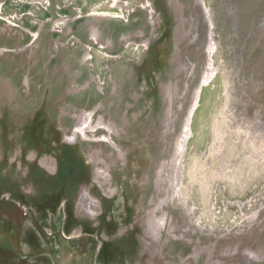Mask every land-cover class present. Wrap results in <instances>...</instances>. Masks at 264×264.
I'll use <instances>...</instances> for the list:
<instances>
[{
    "label": "rangeland",
    "instance_id": "rangeland-1",
    "mask_svg": "<svg viewBox=\"0 0 264 264\" xmlns=\"http://www.w3.org/2000/svg\"><path fill=\"white\" fill-rule=\"evenodd\" d=\"M114 146L169 248L264 264V0H0V176L65 150L106 177Z\"/></svg>",
    "mask_w": 264,
    "mask_h": 264
},
{
    "label": "flooded vegetation",
    "instance_id": "flooded-vegetation-1",
    "mask_svg": "<svg viewBox=\"0 0 264 264\" xmlns=\"http://www.w3.org/2000/svg\"><path fill=\"white\" fill-rule=\"evenodd\" d=\"M116 147L106 177L98 151L16 150L8 158L17 171L0 176V264H204L197 247L187 257L169 248L168 228L157 237L162 215L144 220L150 164Z\"/></svg>",
    "mask_w": 264,
    "mask_h": 264
},
{
    "label": "bare ground",
    "instance_id": "bare-ground-1",
    "mask_svg": "<svg viewBox=\"0 0 264 264\" xmlns=\"http://www.w3.org/2000/svg\"><path fill=\"white\" fill-rule=\"evenodd\" d=\"M177 153H178V152H177ZM177 153H176V154H177ZM171 165H172V166L174 165V162H173V161L171 162Z\"/></svg>",
    "mask_w": 264,
    "mask_h": 264
}]
</instances>
